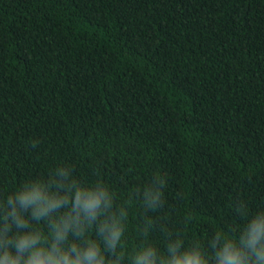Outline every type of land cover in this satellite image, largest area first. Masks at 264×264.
<instances>
[{"label":"trees","instance_id":"obj_1","mask_svg":"<svg viewBox=\"0 0 264 264\" xmlns=\"http://www.w3.org/2000/svg\"><path fill=\"white\" fill-rule=\"evenodd\" d=\"M34 187L69 200L37 220L17 200ZM80 188L105 198L65 251L88 237L105 264H161L179 242L215 264L243 246L264 218V0H0L3 245L51 250Z\"/></svg>","mask_w":264,"mask_h":264},{"label":"clouds","instance_id":"obj_2","mask_svg":"<svg viewBox=\"0 0 264 264\" xmlns=\"http://www.w3.org/2000/svg\"><path fill=\"white\" fill-rule=\"evenodd\" d=\"M104 198L103 192H86L83 188L78 189L72 204V212L75 213V216L70 212L62 216L58 223L53 220V225L58 231L54 233L55 240L52 242L51 250L44 247L47 239L40 232L17 236L14 242L15 254L0 240V246H4L0 264H105V256L100 244L88 237L86 238V247L77 243L68 244L67 251L61 247L62 243H67L65 238L69 229L74 226L77 236L85 235L84 229L79 225L87 219L88 226H91ZM17 200L24 208L32 207L33 218L39 220V218L47 216L51 210L61 207L69 200V196L65 195L60 199L49 198L42 187H34L19 194ZM8 203H12L11 198ZM80 213H83L84 216L81 217ZM11 215L19 227L28 226L27 220L17 217L15 209ZM117 225L118 222H114L111 226L107 223L101 225V233L105 230L108 232V235L104 237L106 248L114 249L120 240L122 229ZM6 232L7 229H5ZM242 245L241 248H237L232 243H225L222 249L215 253V264H264V218L252 221L245 231ZM180 248L179 242L169 248L170 258L162 260L161 264H207L199 251H180ZM154 255L152 250H148L135 258V264H156ZM108 264H111V261Z\"/></svg>","mask_w":264,"mask_h":264}]
</instances>
